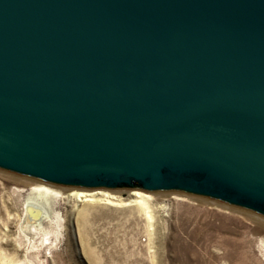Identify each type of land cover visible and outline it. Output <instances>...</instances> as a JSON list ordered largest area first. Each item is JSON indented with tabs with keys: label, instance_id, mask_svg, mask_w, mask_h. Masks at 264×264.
I'll list each match as a JSON object with an SVG mask.
<instances>
[{
	"label": "water",
	"instance_id": "obj_1",
	"mask_svg": "<svg viewBox=\"0 0 264 264\" xmlns=\"http://www.w3.org/2000/svg\"><path fill=\"white\" fill-rule=\"evenodd\" d=\"M0 172L264 216V0H0Z\"/></svg>",
	"mask_w": 264,
	"mask_h": 264
},
{
	"label": "rangeland",
	"instance_id": "obj_2",
	"mask_svg": "<svg viewBox=\"0 0 264 264\" xmlns=\"http://www.w3.org/2000/svg\"><path fill=\"white\" fill-rule=\"evenodd\" d=\"M101 192L79 203L0 172V264H264L262 215L177 193ZM36 197L48 213L26 227Z\"/></svg>",
	"mask_w": 264,
	"mask_h": 264
},
{
	"label": "bare ground",
	"instance_id": "obj_3",
	"mask_svg": "<svg viewBox=\"0 0 264 264\" xmlns=\"http://www.w3.org/2000/svg\"><path fill=\"white\" fill-rule=\"evenodd\" d=\"M41 186V185H40ZM68 196L73 197L76 199L77 202L82 203V202H91L93 199L89 198L93 195L96 194H105L108 195L104 192L97 191V192H80V191H75V190H68ZM131 195L143 199L144 197H148L144 192L140 191H132L130 193ZM141 202V201H140ZM140 204V203H139ZM25 211H26V227H28L31 223L37 224L40 222V220L43 217L47 216V209L40 197L32 198L27 201L26 206H25Z\"/></svg>",
	"mask_w": 264,
	"mask_h": 264
}]
</instances>
